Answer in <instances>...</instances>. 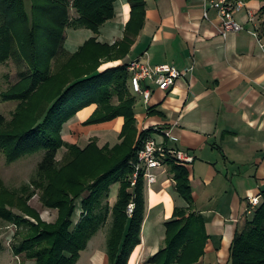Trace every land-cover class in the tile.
<instances>
[{"label":"trees","instance_id":"16d2710c","mask_svg":"<svg viewBox=\"0 0 264 264\" xmlns=\"http://www.w3.org/2000/svg\"><path fill=\"white\" fill-rule=\"evenodd\" d=\"M128 1L131 19L121 42L102 44L94 37L72 54L65 48L66 30L87 29L98 35L116 17L117 0H0V66L11 59L24 65L20 82L0 94L2 101L18 102L11 121L0 114V149L9 163L46 152L37 178L22 187L24 194L0 192V219L20 229L14 236L13 253L36 264H76L111 214L110 264H129L141 243L146 183L144 173L135 186L132 178L138 154L153 130L139 134L128 65L100 71L105 62L127 56L144 25L145 0ZM93 104L98 108L83 125L123 117L120 144L100 147L93 140L81 148L64 140L65 124ZM61 150L65 153L59 160ZM164 163L188 208L175 210L166 224L165 246L149 263L201 264L209 236L204 217L192 209L191 172L187 164L171 156ZM117 183L120 191L112 209L110 188ZM31 187L42 191L44 208L58 211L54 223L44 221L29 204L35 195ZM130 204L135 205L131 217ZM230 263L264 264V190L245 230L235 235Z\"/></svg>","mask_w":264,"mask_h":264},{"label":"crops","instance_id":"0c3cea01","mask_svg":"<svg viewBox=\"0 0 264 264\" xmlns=\"http://www.w3.org/2000/svg\"><path fill=\"white\" fill-rule=\"evenodd\" d=\"M145 2L144 25L133 38L129 53L120 61L105 62L100 71L134 60L153 67L170 65L182 71L194 68L168 90L147 84L152 91L148 103L133 93L137 128L139 134L153 130L151 138L158 145L193 158L187 164L194 198L192 209L204 217L209 236L201 264H231L235 235L245 230L254 212L249 198L260 197L264 190V49L260 44L264 42V0L247 1L236 14L245 30L227 38L220 33L215 11H210L209 19L204 18L202 0ZM115 9L116 17L98 35L87 29H67L65 48L76 53L94 37L102 44L121 42L132 8L128 0H117ZM251 32H258L260 39ZM97 108L96 104L88 106L65 124L66 142L81 148L93 140L100 147L108 144L111 148L122 142L123 117L83 125ZM152 172L157 181L150 187L146 185L141 243L132 252L129 264H151L149 260L165 246L167 222L177 208H188L176 191L169 167L164 165ZM119 191L118 183L110 188L108 202L112 209ZM113 221L111 214L76 264H110L107 245ZM20 264L36 262L20 257Z\"/></svg>","mask_w":264,"mask_h":264},{"label":"built area","instance_id":"2783aa9c","mask_svg":"<svg viewBox=\"0 0 264 264\" xmlns=\"http://www.w3.org/2000/svg\"><path fill=\"white\" fill-rule=\"evenodd\" d=\"M204 7V18L209 19L211 10L215 11L220 19V33L224 38H227L233 33H240L245 30V27L236 19V14L242 11L248 0H202ZM252 17V16H251ZM253 19V18H252ZM255 39L259 40L258 32H251ZM264 49V42H260ZM128 70L130 72V86L136 95L143 96L145 102L148 103L152 91L150 84H156L161 90H168L175 82L188 72L194 70L191 67L188 70H178L170 65L149 66L140 60H134L128 63ZM176 140V138H172ZM171 156L178 161L189 164L193 161L191 156L175 151L167 150L153 139L149 138L138 154L137 164L134 165L135 172L132 178V186L138 182L140 173H144L145 183L151 186L156 183V176L153 170L165 165L164 158ZM250 209L255 210L260 205V197L249 198ZM135 205L130 204L128 207V215L131 217L134 213Z\"/></svg>","mask_w":264,"mask_h":264},{"label":"rangeland","instance_id":"374dc122","mask_svg":"<svg viewBox=\"0 0 264 264\" xmlns=\"http://www.w3.org/2000/svg\"><path fill=\"white\" fill-rule=\"evenodd\" d=\"M72 16L76 17L77 15L74 13ZM85 32H82L84 36ZM23 67V64L20 65L19 61L13 59L0 66V94L7 92L11 87L20 82L21 72L24 71ZM17 106V101L5 102L2 101L0 96V114H3L7 121L13 119ZM64 153L65 150L58 158L62 159ZM45 154L46 152H39L22 157L16 162L9 163L6 154L0 149V192H6L7 190L10 192L9 196H13L11 193H16L18 195L23 193L21 190L22 187L31 184L32 180L37 178L39 165L43 161ZM117 189V186H115L114 191ZM30 192H35L34 197L29 201L31 207L42 213V216L49 222H53L57 219V211H49L44 208L41 201L42 191L35 187H31ZM27 195L28 194H25L24 196ZM2 197L4 198V195H2ZM0 207L2 206L0 205ZM16 210L17 209H13L14 212ZM0 226V264H20V256L15 255L12 251V245L14 241H16L14 234L18 233L20 229L16 224L7 223L1 219Z\"/></svg>","mask_w":264,"mask_h":264}]
</instances>
